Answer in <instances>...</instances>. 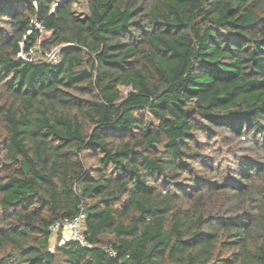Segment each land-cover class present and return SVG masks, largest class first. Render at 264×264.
Returning a JSON list of instances; mask_svg holds the SVG:
<instances>
[{"label": "trees", "instance_id": "1", "mask_svg": "<svg viewBox=\"0 0 264 264\" xmlns=\"http://www.w3.org/2000/svg\"><path fill=\"white\" fill-rule=\"evenodd\" d=\"M78 1L0 0V264H264V0Z\"/></svg>", "mask_w": 264, "mask_h": 264}, {"label": "built area", "instance_id": "2", "mask_svg": "<svg viewBox=\"0 0 264 264\" xmlns=\"http://www.w3.org/2000/svg\"><path fill=\"white\" fill-rule=\"evenodd\" d=\"M33 29H37L40 32H43V25L37 19L32 20ZM30 32V29L28 30ZM35 53V46H29L26 50L22 48L18 51L17 55L19 58L30 60L32 55ZM44 57L47 60H51L53 62H58L59 55L57 46L52 47L50 50L44 53ZM85 218V212L83 208V204L80 203L78 205L77 212L69 217V218H58L49 224V230L51 232V236L56 237V235L60 232L61 241L70 240L79 243L82 246H89V242L83 233V222ZM110 254H114V251L110 250Z\"/></svg>", "mask_w": 264, "mask_h": 264}, {"label": "rangeland", "instance_id": "3", "mask_svg": "<svg viewBox=\"0 0 264 264\" xmlns=\"http://www.w3.org/2000/svg\"><path fill=\"white\" fill-rule=\"evenodd\" d=\"M73 10L75 14L79 16H83L87 13L86 3L84 0H79L78 2L73 4ZM48 32H41V39L47 38ZM36 52L35 57L42 56V50L39 45L35 46ZM129 90V87L120 86L119 91L121 95H125L127 91ZM199 140H205L203 135L198 136ZM211 145L207 149H203V152H207L208 154H212L215 156V160H218L221 164V170L229 169L233 166H235L239 159H243L244 157L250 156L252 151H249V148L247 147H240L238 145H235L231 143V145H225L223 142L219 140L218 137H215L213 141H211ZM242 146V145H241ZM215 147V151H212L211 148ZM256 157V156H255ZM257 158V157H256ZM255 158V159H256ZM257 160V159H256ZM51 247L55 243V237L51 236L50 239Z\"/></svg>", "mask_w": 264, "mask_h": 264}]
</instances>
